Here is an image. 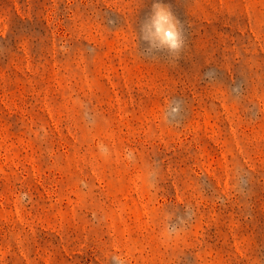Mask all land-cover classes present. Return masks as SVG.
<instances>
[{
    "label": "rangeland",
    "instance_id": "1",
    "mask_svg": "<svg viewBox=\"0 0 264 264\" xmlns=\"http://www.w3.org/2000/svg\"><path fill=\"white\" fill-rule=\"evenodd\" d=\"M154 2L0 0V264H264V0Z\"/></svg>",
    "mask_w": 264,
    "mask_h": 264
},
{
    "label": "clouds",
    "instance_id": "2",
    "mask_svg": "<svg viewBox=\"0 0 264 264\" xmlns=\"http://www.w3.org/2000/svg\"><path fill=\"white\" fill-rule=\"evenodd\" d=\"M139 39L148 45L147 52H167L173 59L179 58L185 44L180 20L174 15L170 6L161 0H156L151 5L149 15L140 26ZM177 232L178 229L174 225H169L166 235L171 237ZM112 264H123V262L119 256H114Z\"/></svg>",
    "mask_w": 264,
    "mask_h": 264
}]
</instances>
